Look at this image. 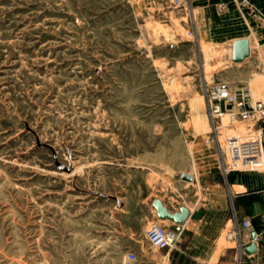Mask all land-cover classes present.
Instances as JSON below:
<instances>
[{
  "label": "rangeland",
  "instance_id": "rangeland-1",
  "mask_svg": "<svg viewBox=\"0 0 264 264\" xmlns=\"http://www.w3.org/2000/svg\"><path fill=\"white\" fill-rule=\"evenodd\" d=\"M159 3L0 0V264H123L171 223L153 200L218 147L193 135L205 90L264 102L245 73H211Z\"/></svg>",
  "mask_w": 264,
  "mask_h": 264
},
{
  "label": "crops",
  "instance_id": "crops-1",
  "mask_svg": "<svg viewBox=\"0 0 264 264\" xmlns=\"http://www.w3.org/2000/svg\"><path fill=\"white\" fill-rule=\"evenodd\" d=\"M161 1L157 9L169 16H179L181 25L194 33V39L184 40V44L209 62L211 73L220 69L245 73L244 83L254 82L260 92L264 91V29L240 7L238 0H177L176 5L175 0ZM249 3L264 16V0H249ZM242 40L249 45V62L237 64L232 58L233 46ZM256 44H260L259 49ZM256 51L258 55L263 54L262 62L250 60ZM227 85L233 90L239 89ZM253 93L254 99L260 101ZM194 120L193 135L198 137L209 128V120L203 115ZM195 159V171L182 172L170 193L155 198L171 213L179 212L182 207L188 209V218L181 227L169 222L164 224L179 233V239L170 250L162 251L149 248L143 238L133 243V251L140 256L139 263L264 264V172L223 174L219 170L223 153L218 147L201 145ZM183 174L190 175L192 180H182ZM245 219L254 228V240H251L253 233L247 234L241 229ZM234 232L240 235L238 241L228 239ZM239 242L244 245L242 251ZM252 243L256 251L246 254L245 248Z\"/></svg>",
  "mask_w": 264,
  "mask_h": 264
},
{
  "label": "built area",
  "instance_id": "built-area-1",
  "mask_svg": "<svg viewBox=\"0 0 264 264\" xmlns=\"http://www.w3.org/2000/svg\"><path fill=\"white\" fill-rule=\"evenodd\" d=\"M238 3L264 29V16L249 0H238ZM255 47L260 48V44ZM204 98L209 128L203 142L216 145L222 151L219 170L223 174L264 172V102L254 100L248 88L233 90L225 83L209 86ZM240 226L247 234L254 233L250 220H243ZM239 238L238 232L228 236L230 240ZM144 239L153 250H170L179 239V233L154 223L145 231ZM239 248L244 249L240 242ZM139 258L137 252L129 250L123 264H140Z\"/></svg>",
  "mask_w": 264,
  "mask_h": 264
},
{
  "label": "water",
  "instance_id": "water-1",
  "mask_svg": "<svg viewBox=\"0 0 264 264\" xmlns=\"http://www.w3.org/2000/svg\"><path fill=\"white\" fill-rule=\"evenodd\" d=\"M249 57V45L248 42L245 40L238 41L233 46V61L235 63H241L243 60ZM262 125L264 126V121L262 122ZM181 179L184 181H191L192 177L187 174H183L181 176ZM152 208L154 209L156 213V217L160 221H169L172 224H174L177 228L181 227L187 220L189 211L187 208L182 207L180 208L179 212L171 213L159 199H154L152 202ZM256 238V234L253 233L251 235V240H254ZM256 251V247L254 243H252L250 246L246 247L244 252L246 254H252Z\"/></svg>",
  "mask_w": 264,
  "mask_h": 264
}]
</instances>
